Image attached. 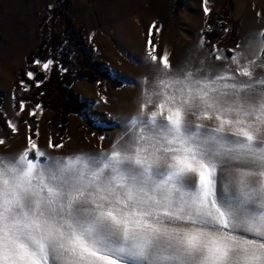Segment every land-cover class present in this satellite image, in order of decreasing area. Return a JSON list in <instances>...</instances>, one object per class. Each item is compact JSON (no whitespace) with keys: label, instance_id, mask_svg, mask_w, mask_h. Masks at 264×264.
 <instances>
[{"label":"snow or ice","instance_id":"1","mask_svg":"<svg viewBox=\"0 0 264 264\" xmlns=\"http://www.w3.org/2000/svg\"><path fill=\"white\" fill-rule=\"evenodd\" d=\"M147 46L154 70L110 149L52 156L37 131L0 156V264H264V32L216 71H176L151 30Z\"/></svg>","mask_w":264,"mask_h":264},{"label":"rangeland","instance_id":"2","mask_svg":"<svg viewBox=\"0 0 264 264\" xmlns=\"http://www.w3.org/2000/svg\"><path fill=\"white\" fill-rule=\"evenodd\" d=\"M58 0H0V111L15 124L17 131L0 126V156H15L28 146L31 117L37 122L36 143L52 156L78 153H97L110 149L124 131L123 122L138 114L142 79L154 70L148 55V34L155 37L158 57L168 56L178 71L198 69L221 70L230 61H218L216 55L231 57L239 44L244 49L256 34L264 32V0H70L66 13L77 27H82L87 44L92 46L94 60L105 62L113 78L123 86L115 88L105 82L76 80L73 88L79 93L83 83H98L100 90L82 92L83 101L90 103V120L79 115L69 118L63 148L48 147L49 124L53 113L39 106L35 116L27 115L36 109L25 103V110L15 108V85L21 84V71L26 74L39 65H28L29 56L39 49L42 36V17L48 9L56 8ZM205 7L209 9L205 13ZM214 20L224 28V35L214 47L208 46L207 33L212 31L208 21ZM55 29L63 36L64 25L57 19ZM155 25L156 27H153ZM159 29V32L156 31ZM76 55L70 61L75 62ZM259 61L257 64L259 65ZM257 76L264 77V68L256 67ZM28 78V77H27ZM25 89V85H22ZM83 91V90H82ZM83 95V96H82ZM36 131V132H37ZM100 137L105 139L101 140ZM52 142V141H51Z\"/></svg>","mask_w":264,"mask_h":264},{"label":"trees","instance_id":"3","mask_svg":"<svg viewBox=\"0 0 264 264\" xmlns=\"http://www.w3.org/2000/svg\"><path fill=\"white\" fill-rule=\"evenodd\" d=\"M69 2L70 0H58L56 8L48 9L42 17L39 49L33 52L27 61L30 66L34 65L35 60L55 61L49 75L46 76L37 68H33L36 78L43 81L37 86L33 80L27 78L26 71L23 69L20 75L28 86V90L25 91L20 83H16L14 90L17 111H19L20 101L23 100L53 113L49 124V134L53 144H62L65 140L67 125L72 115L83 116L87 120L95 115L106 121V115L102 113L94 112L90 115L87 112L90 103L83 101L81 95L73 88L76 80L86 79L98 82L101 86L107 82L115 88L123 86L122 82L113 78L105 62L90 57V54H94L93 47L87 44L82 27H77L66 13ZM57 19H61L64 25L63 36L56 32ZM208 24L212 27V31L207 33L208 46L214 47L223 37L224 28L219 27L214 20L208 21ZM72 55H76L73 63L70 61ZM2 102L0 96V108ZM26 122L31 125L30 135L37 131V122L33 117ZM0 126L9 130L8 122L1 111ZM33 139L35 140L36 136Z\"/></svg>","mask_w":264,"mask_h":264},{"label":"crops","instance_id":"4","mask_svg":"<svg viewBox=\"0 0 264 264\" xmlns=\"http://www.w3.org/2000/svg\"><path fill=\"white\" fill-rule=\"evenodd\" d=\"M81 90L79 91V93L81 94L82 92L84 93L85 91H89V90H93V91H98L100 90L99 88V84L98 83H83L82 85H80ZM83 90V91H82ZM83 96V95H82Z\"/></svg>","mask_w":264,"mask_h":264}]
</instances>
